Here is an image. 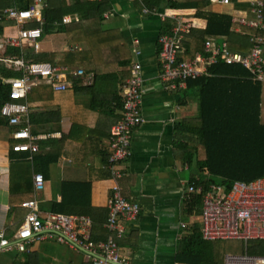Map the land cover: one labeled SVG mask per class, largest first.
<instances>
[{
    "label": "crops",
    "instance_id": "crops-1",
    "mask_svg": "<svg viewBox=\"0 0 264 264\" xmlns=\"http://www.w3.org/2000/svg\"><path fill=\"white\" fill-rule=\"evenodd\" d=\"M11 1L13 4L9 8L22 9L32 5L36 0ZM49 1H41L39 5L41 17L27 22L25 27L16 20L5 19L4 10L0 19L6 23V26L3 36L0 37V43L8 37L16 36L22 28L30 29L27 26L34 22L44 23L42 13ZM107 1L112 6V13L106 15L102 23V31L111 33V38H108L104 45L107 47L105 48L107 55L102 58L101 64L104 66L98 68V73L118 74L124 78L126 74H130V69L132 76L134 65L141 63L144 77L142 109L145 124L134 135L132 158L120 164L123 178L119 181L124 196L130 201L139 202L142 213L138 221L125 222L126 234L120 243L121 255L126 264H189L188 260L193 264H224L225 257L221 259L216 242L198 243L194 245L190 253L180 256L183 239L191 237L197 229L201 231L202 226L200 227V223L195 219L196 214L186 215L184 189L196 176L192 169L183 164L181 148L175 143L179 123L196 117L197 101L195 98L188 101L186 91L177 92L169 89L161 78L163 67L160 60L162 51L160 40L163 36L170 34L171 20L163 17L166 11L144 14L143 6L138 2ZM251 1L253 0H239L242 6L233 3L225 7L220 4V0H212L209 12L227 14L231 17H250L252 16ZM259 1L264 2V0ZM226 8H229L230 12H226L224 10ZM246 8L249 9L246 10ZM181 13L193 14L192 12ZM65 17H69L71 23L73 21L78 23L81 20L83 28L89 25L88 20L81 19L80 15ZM190 19L194 24L203 22L204 26L196 25L195 28L205 29V21L198 20L195 16ZM168 28H170L169 31ZM233 30L237 35H245L235 27ZM81 33V30H77L76 35L74 33L68 36L65 34L44 35L42 31L43 38L40 40L38 51L29 48L28 45L17 49L23 56L29 49L36 53L50 54L83 52L84 48L79 41L85 38H78ZM49 36L58 37L59 42L55 43V46L45 42L44 50H42L41 41H46ZM66 38L69 41H66ZM124 43L133 54V66L128 68H122L126 64L124 59L129 55V52L125 51V45L121 47ZM84 44L86 45L85 41ZM9 48L11 46L5 47L4 50L0 49V58L19 59L5 56ZM121 48H124V51ZM20 58L25 59V57ZM54 67L68 70L67 91L55 92L50 84L41 80L37 87L42 89L34 93L33 89L25 100L30 109L28 119L32 134L49 136L38 141L40 151L35 154L14 152L16 141L13 134L20 128L11 127L9 123L10 129L5 127L8 129L11 145L6 155H3L8 158V161L0 162V235L6 231L8 241L12 243L17 241V236L26 222L28 210L17 209L15 216L11 217L12 202L14 205H21V203L23 205L24 202L38 199L43 220L48 219L51 214L89 217L93 221L90 231L91 241L94 244L106 243L113 236L107 224L112 188L115 186L111 173L106 169V164L110 154L112 130L118 124L120 117L123 118L124 106L123 111L116 109L118 98L122 97L124 105L125 86L129 77L125 80L124 88L121 87L120 94L114 91L115 82L113 85L101 82L102 90L96 89L93 92L83 89L93 83V74L83 79L79 86H74L69 82L68 77L75 76L74 73L79 70L84 72L83 68L80 66ZM21 74L19 78L23 77V72ZM19 78H4L3 83L8 84L10 91L9 81ZM7 95L9 100V92ZM45 112L48 113L44 114ZM34 116L36 124L32 122ZM41 152L54 154L53 158L56 160L50 165L46 164L45 159L40 160L39 168L42 172L37 174L45 175L46 186L44 191L38 192L33 188L34 178L37 175L34 172V158ZM58 152H61L59 159H57ZM64 183L68 185L90 183V191L79 194L82 196L78 200L73 195H66L70 200H77V205L65 207L63 213H55L54 205L62 203ZM12 186L16 187L15 190L20 186L22 190L12 192ZM86 195L90 197L88 205L79 201L86 200L84 197ZM30 251L38 253L39 264H93L91 258L81 251H72L55 242L36 244L30 248ZM226 255L227 253L224 256ZM20 261L23 262V254L17 251L0 254V264H23Z\"/></svg>",
    "mask_w": 264,
    "mask_h": 264
},
{
    "label": "built area",
    "instance_id": "built-area-1",
    "mask_svg": "<svg viewBox=\"0 0 264 264\" xmlns=\"http://www.w3.org/2000/svg\"><path fill=\"white\" fill-rule=\"evenodd\" d=\"M42 0H36L26 8H8L4 12L5 19L16 20L20 25L39 19V5ZM101 1V0H91ZM143 6V13L154 14L144 7L142 0H131ZM222 6H231L232 0H220ZM250 17H233L232 23L244 36H248L253 48L251 53L235 52L229 43L216 42L209 39L205 43L204 53H198L191 61L179 62L182 44L195 28L189 14L181 12H165L164 18L171 20V32L161 38L162 46L160 60L163 67L162 81L171 90L185 88L190 78H199L207 73L212 64L221 59L225 64H242L249 69L252 79L264 84V37L254 32H264V2L251 1ZM190 19V20H188ZM64 24H70L69 17L63 18ZM248 30V32H245ZM43 38L40 28L19 30L16 36L8 37L0 43V49L11 46L22 48L29 46L39 50ZM0 63L9 68L23 72V77L9 81V100L3 105L2 116L8 120L11 127L20 128L14 134V152L35 154L40 151L38 141L49 136H34L31 132L28 114L29 106L25 100L37 87L39 82L50 84L55 92H65L68 70L54 67L49 63H30L24 58H0ZM83 77L84 72L74 73ZM181 81L180 84L176 81ZM144 100V77L141 63L134 65L132 76L126 83L124 94V112L122 120L113 128L111 134L110 154L106 169L111 173L115 182L110 200V215L107 227L113 236L106 243L94 244L90 238L93 221L89 217H71L62 214H51L43 220L40 215L39 200L24 202L22 207L28 210L26 222L20 230L17 241H8L6 231L0 235V254L17 251L29 253V246L39 243L55 242L72 251L86 254L93 264H126L120 250V243L126 234L125 222L139 220L142 208L139 202L128 200L123 193L119 181L123 178L120 164L132 158V145L135 133L145 124L142 104ZM264 120V112H263ZM51 137V136H50ZM36 190H45L46 179L43 174L34 178ZM185 195L202 196V236L206 241H242L246 252L242 254H227L224 264H264V256L247 253L248 243L264 241V178L251 183L238 182L230 192L224 187L211 185L208 189L203 186H186Z\"/></svg>",
    "mask_w": 264,
    "mask_h": 264
},
{
    "label": "trees",
    "instance_id": "trees-1",
    "mask_svg": "<svg viewBox=\"0 0 264 264\" xmlns=\"http://www.w3.org/2000/svg\"><path fill=\"white\" fill-rule=\"evenodd\" d=\"M232 1L234 4L240 5L239 0ZM142 2L144 7L151 11L186 13L196 11L195 18L206 22L204 30L194 28L186 37L179 54V62L194 60L198 53H204L205 43L210 38L217 43L220 41L229 43L235 52L249 55L252 51L253 45L249 37L233 32V17L227 14L209 12L212 0H142ZM12 4L11 0H0V17L2 12L11 7ZM111 13L112 6L107 0H50L42 13L44 23L37 21L27 27L41 28L44 35L65 34L68 36L70 33L75 34V31L81 30L82 33L78 38L85 39L77 41L81 42L84 48L83 52L50 54L36 53L29 49L23 56L19 49L11 47L5 56L25 57L26 60L32 62H49L53 66H80L85 72L83 77L72 75L68 77L69 82L74 86H79L83 79H87L90 74H93V83L83 89L95 92L96 89L102 90L100 89L101 82L112 85L115 82L114 91L116 94H120L125 80L131 76V69L130 74H126L124 78L118 74L98 73V68L104 66L101 64V60L107 55L105 50L107 47L104 45L108 38H111V33L102 31V23H104L106 15ZM66 15L72 17L80 15L81 19L88 20L89 25L83 28L81 20L78 23L73 21L71 24H64L63 18ZM5 26L6 23L0 19V37L4 34ZM254 33L259 36L264 35V32ZM119 39L122 40V38ZM66 41L69 39L66 38ZM71 41L70 44H72ZM84 41L86 45H83ZM124 45L125 51H128L129 55L124 59L126 64L122 68L132 67L134 63L133 54L128 50L125 43L121 47ZM121 50L124 51V48ZM14 70L0 63V127H7L8 129H10L8 122L1 114V108L8 100L7 94L9 92V86L3 83V79L21 77V72ZM176 83L180 84L181 81L177 80ZM185 83L186 87L178 89L177 92L186 91L188 101L192 98L196 99L197 116L179 123L175 143L181 148L180 154L183 164L190 169L196 168L194 171L196 178L191 180L188 186H203L208 189L211 185H215L224 187L227 192H230L238 182L251 183L264 178V108L262 106L264 84L252 79L251 72L242 64L229 65L221 59L216 64L209 66L206 74L196 79L190 78ZM40 89L42 88H34L33 93ZM123 106L122 97L119 96L116 109L123 111ZM121 119L122 116L118 123ZM32 122L36 124L35 116L32 118ZM53 155L42 152L35 155V174L42 172V169L39 168L40 160L45 159L46 164L50 165L56 160ZM60 157L61 152H58L57 159ZM90 186V183L86 185L64 183L62 203L54 205V212L63 213L65 207L76 206L77 200L82 196L79 194L89 192ZM15 188L12 186V192L22 190L20 186L17 187V190ZM33 188L36 189L35 186ZM66 195H73L77 200H70ZM84 197L86 200L79 201L88 205L90 197L88 195ZM184 200L187 216L201 215L203 206L201 195H185ZM17 209H24L22 203L21 205H14L12 202L11 217L15 216ZM205 242L209 241H204L202 229L201 231L197 229L191 237L183 239V249L180 256L190 253L194 245L206 244ZM34 246H29V250ZM247 253L264 256V241L249 242ZM188 261L189 264H193L190 260ZM21 263L39 264L38 253L30 251L23 254V262Z\"/></svg>",
    "mask_w": 264,
    "mask_h": 264
},
{
    "label": "rangeland",
    "instance_id": "rangeland-1",
    "mask_svg": "<svg viewBox=\"0 0 264 264\" xmlns=\"http://www.w3.org/2000/svg\"><path fill=\"white\" fill-rule=\"evenodd\" d=\"M258 1V0H255ZM226 12H230L229 8L224 9ZM193 14L189 15V18L195 16V12H192ZM199 26V25H203V22H195L194 27L195 26ZM211 39V38H210ZM48 42L50 46H55V43L59 42L58 41V37L56 36H49L47 38L46 41H41V47L42 50H44L43 48V43ZM198 55V54H197ZM263 107H264V93H263ZM197 116V113H196ZM11 145V140H10V135L8 133V129H6L5 127H0V162H5L8 161V158L3 157V155H6V153L8 152L9 148ZM196 168H192V171H195ZM197 217H195V219L200 223V227L201 225V218L199 214H196ZM219 250H220V257L223 260V258L225 257L224 255L227 254H242L245 253V244L242 241H234V239H232V241H229V239H226V241H224V239H222V241H217L216 242Z\"/></svg>",
    "mask_w": 264,
    "mask_h": 264
}]
</instances>
